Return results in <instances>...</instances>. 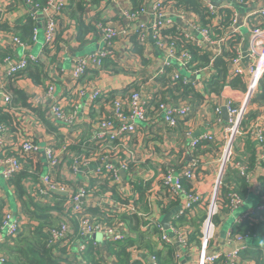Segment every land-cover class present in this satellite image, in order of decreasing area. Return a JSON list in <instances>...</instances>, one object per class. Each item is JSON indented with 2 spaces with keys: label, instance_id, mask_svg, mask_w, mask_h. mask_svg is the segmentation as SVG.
<instances>
[{
  "label": "built area",
  "instance_id": "1",
  "mask_svg": "<svg viewBox=\"0 0 264 264\" xmlns=\"http://www.w3.org/2000/svg\"><path fill=\"white\" fill-rule=\"evenodd\" d=\"M178 1H173L176 8L168 13V6L165 0H142L137 9L121 11L125 20L135 24L132 29L121 27L119 25L121 24L120 20L116 22L99 20L93 25L95 34L100 36L102 47L91 54L77 57L73 60L68 72L73 86L67 87L64 91L65 96H73L75 99L86 98L90 104H95L97 101L102 100L107 106L106 115L91 122L90 137L87 141L75 145L77 143L75 138L67 136L57 145L47 144L41 147L32 139L23 137L10 149L14 156L7 155V151L4 149L5 146H0V179L5 182L13 174L21 170V159H29L45 168V172L38 179L36 190H33V194L36 195L37 200L41 201H48L52 194L63 199L64 205L69 209V215L74 216L78 221V253L84 251L85 241L94 234L101 235L104 240L114 243L123 241L130 235L127 226L119 220V217L124 213L142 215L139 212L140 203L134 191V185L140 182H148L146 176L151 173L145 167L147 161L135 157L130 152L123 160L119 161L118 165L113 164L111 159L113 154H110V151L118 146H125L130 137L136 134L138 125L148 121L147 114L149 111L146 106L149 98H145L140 91H133L124 96L117 95L106 101L104 98L107 93L103 94L98 89H92L87 84H81L88 70L102 68L106 60L115 62L117 57L114 47L115 41L119 38L128 39L127 36L129 34L136 35L142 47L148 45L151 41L161 55L162 72L171 70L170 81L191 85L196 89L199 84L203 86L211 75L208 74L204 80L199 81L198 75L201 77L204 69H200L201 67L194 68L196 62H193L189 51L185 49L178 50L176 41L166 32L169 30L176 31V36L181 42L192 45L201 53H206L208 49L211 50L213 53L211 60L221 56L228 49V44L232 39L239 37L244 40L248 34L247 62L241 64L242 58L237 50L229 60L231 65L229 75L241 77L247 86L242 99L237 101L232 95V98H227L225 104L220 106L217 103L219 96L215 98L209 96L207 101L203 103L205 107L208 106V103L211 104L214 123L218 125L224 124L220 135L206 132L193 136L190 128L184 130L185 137L189 139L187 145L189 149H193L202 142L221 141L224 137H228L220 158L221 164L215 182V190L220 185L221 172L231 157V145L234 138L240 134V125L247 112V105L254 98L259 86V80L264 76V27L261 26L264 22V8L253 13V17H257L253 24L249 23L247 18L241 19L243 6L248 5V1L256 2L259 0H195L203 7L206 18L210 20V26H202L195 18L196 14L192 10H186L181 5H177ZM25 3L32 10L29 16L36 22L32 32L31 43H36L37 41L40 32L37 23L38 19H42L43 48L47 57L54 55L56 37L60 32V14L67 6L68 0H46L45 5L42 6L35 2L33 3L32 0H25ZM225 11L231 13L228 19H226L224 14ZM37 13H40V18ZM187 15L189 17L193 16V18H189ZM172 18L180 20L181 24H176L177 22H173ZM243 28L247 30L246 36L242 34ZM6 46L9 48L14 46L24 48L26 44L18 38L12 37ZM36 60L32 56H22L14 57L13 59L5 58L0 64L4 65L7 78L25 69L28 62H35ZM55 65L56 62L50 65L49 68L54 69ZM181 72H187L188 77L182 76ZM191 76L194 79H191ZM48 82L49 85L43 97V109L46 112L45 114L52 120L53 123L51 124L53 126L55 124L56 127L68 134L76 124V113L64 111V107L60 104L61 100L54 96L55 82L51 76ZM74 98L69 99L74 100ZM216 98L217 100L215 101ZM8 100L9 97L3 93L4 103H7ZM223 108L227 114L226 121L222 118ZM155 112L159 121L165 127L174 129L177 119H185L190 116L191 105L187 101L161 103ZM247 130L250 131L258 146L255 165L259 168L260 164L264 162V118L255 119ZM8 131V128L0 125V137ZM91 144L94 147L97 146L96 155L91 149ZM73 145L74 147L77 146V148L71 149ZM163 145L162 149L168 151L169 149ZM93 160L97 164L91 168ZM167 162H160V169L155 171V174H158V183L161 182L164 187L168 188L169 192L164 197H160L154 194L152 186L149 187L147 192L149 214L144 215L145 222L142 229L146 230L150 224H155L159 232V241L164 245L176 248L177 253H181L182 251L186 252L189 248L188 228H176L170 224L169 229L164 230L159 223L157 213L153 212L155 209L157 211L161 210V207L157 205L154 208L153 204L158 201L162 205H166L170 199L177 198L179 199V204L175 210H171L174 211L172 218L191 217V214L195 213L196 209L203 205V198L198 191L199 189L190 187L185 190L181 184V179L186 180L190 184L202 182V175L204 174L202 170L203 163L198 159H188L182 167L174 170L172 168L173 165H168ZM235 167L238 174L245 179L250 190L254 185L250 170L240 164H236ZM66 172L69 173L67 181L61 179ZM87 172L90 173L94 180L108 181L120 198H126L128 203L121 204L116 202L111 199L110 192H102L97 186V188L94 187L93 192L88 191L89 189L86 188L88 187L87 184L76 181L77 175H86ZM122 173L124 176H122ZM228 199L231 212L242 205L243 199L237 193H231ZM89 207L104 208L107 213L115 215L117 219L110 226L100 224L97 219L91 218L85 213V209ZM256 211L264 212V204L259 205ZM214 214L215 212L210 210L207 220ZM245 218L247 217H241L239 223ZM58 219L59 227L50 231L52 240L55 243H61L63 246L71 245L73 238L70 235V219L63 215ZM205 221L200 229L201 244L196 264H213L220 260H222V264H241L239 255L247 248V240L250 237L229 231L226 235V244L231 246L230 250L209 253L207 246L210 240V223ZM22 223L23 220H21L19 215H15L8 210L3 211L0 225V230H2L0 243H5L9 238L14 237L21 230ZM96 248L99 251V258L104 264H116L115 260L112 259V261L111 256H108L105 248L99 245H96ZM142 255L146 256L144 259L146 264H155V259L149 257L145 251L132 252L134 259L143 261ZM5 261V257L0 254V264H4Z\"/></svg>",
  "mask_w": 264,
  "mask_h": 264
},
{
  "label": "crops",
  "instance_id": "2",
  "mask_svg": "<svg viewBox=\"0 0 264 264\" xmlns=\"http://www.w3.org/2000/svg\"><path fill=\"white\" fill-rule=\"evenodd\" d=\"M68 1L69 5H67L69 7L62 10L60 14V32L57 42L59 50L56 51V55L53 60L54 63L56 62V67L51 69L49 66L52 64L48 63L49 60L43 53L44 40L42 19H38L37 26L39 27L40 32L36 43L26 45L24 48L15 46L9 48L6 46L13 36H20V32L17 28L21 27L25 23L32 10L26 5L25 0H0V48L10 51L15 58L32 56L45 65L48 63V80L51 76L52 80L55 82V98H59L61 100L60 104L64 107L65 112L76 113V124L71 129L70 133L67 134L65 131L56 127L55 124L54 127L58 128L57 132L54 133L47 131L45 125L40 121V115L43 113L44 118L50 124L53 123L49 116L45 114L46 112L42 106L43 97L49 85L48 80H45L42 84H34L29 78L18 79L14 83L13 87L21 89L27 94L29 103L32 105L34 110L16 108L13 112V117L18 124L17 129L10 130L6 134H2V137H0V146H5L9 150L12 149V146H14L19 139L23 137L30 138L39 146L43 147L47 144L57 145L65 137L70 136L75 138L77 142L75 145H79L82 142L87 141L90 137L89 129L91 122L95 121L97 118L103 117L107 113V106L102 100L97 101L95 104H90L87 102L86 98L75 99L73 96L69 97L64 94L67 87L73 86V83L68 76L73 60L77 57L91 54L102 47L100 36L98 34L96 35L95 32L89 33L86 36V41L84 43L77 41V26L81 12L76 10L75 5L77 2L83 4L82 19L87 25L91 24L93 26L99 20L110 22L120 20L121 24L119 25L121 27L124 29H132L135 24L125 20L121 11L139 7V0H100L98 3H93L91 0ZM173 1L174 0H165L166 5L168 6L167 13L172 12V10L176 8ZM247 3L249 4L243 6V9H241V19L247 18L249 23L253 24L257 19V17H253V13L264 8V0L256 2L248 1ZM37 15L40 18V13H37ZM187 16L189 17V15ZM189 18H193V16H190ZM195 18L200 22L198 16ZM172 21L177 22L176 24H181V21L176 18H172ZM261 26H264V22ZM243 30L247 32L245 28H243L242 31ZM242 34L246 36L247 33ZM130 35L132 34H129L128 36ZM129 39L130 38H119L115 41L114 47L117 54L115 62L110 61V63L105 61L102 68L88 70L84 75L81 84H87L90 88L98 89L103 94L121 92V90L125 89L128 85H136L145 98H151L154 93L163 90L168 83L171 70H164V72H162L163 64L160 53L150 41L148 45L141 48V54H137L136 48L133 47V44ZM247 40L248 34L244 40L239 37L232 39L235 43L233 46L235 49L234 52L237 50L241 55V64H245L247 62ZM206 53H208L210 57L213 56L212 51L209 49ZM200 69L204 70H202L203 74L201 77L198 75L199 81L204 80L208 74L211 76L215 74V71L207 68V66H202ZM230 69L231 65L229 62L227 64L228 73ZM181 75L188 77L187 72H181ZM191 79H194V77L191 76ZM5 87V67L0 64V107L4 108L6 106V103L3 101V93L6 90ZM203 88L204 87L199 84L195 91L203 96ZM6 92L8 91L6 90ZM243 94L244 93L239 90H232L229 87H224L219 95L217 103L218 105L223 106L226 99L232 98V95L234 96L233 98L240 101ZM69 98H74V100H70ZM216 100L217 98L215 101ZM201 104L202 105L197 108L194 115L189 116L185 123L180 125L173 133L166 129L165 125L159 121V118L154 112L149 111L147 114L148 121L138 125L136 134L130 137L128 143L123 147L118 146L110 151V154H113V157L110 156L113 164L118 165L119 161L123 160L128 155V152L132 153L135 157L141 160H146L147 165L145 167L151 171V173L146 176V180L150 182V187L152 186L154 194L159 193L158 174H155V171L160 169L159 163H163L164 161L175 163L179 161L183 155L186 157V154L182 153H184V151H188L187 145L189 143V139L183 137L182 132L185 129L190 128L193 132V136L206 132L220 135L224 127V124L218 125L213 122L211 104L207 107H205L203 103ZM246 111L253 112L256 116L255 119L264 118V102H250L247 105ZM249 143L251 146L255 145V149L257 148V144L251 136L250 131H248L245 126V130L241 128L240 134L236 137L235 147L233 149L231 145V151L233 154L231 153L229 162L234 160L236 164L247 167L248 163L250 164L251 162L250 159L252 154V148ZM162 145L167 147L169 150H163ZM91 149L96 155L97 146L94 147L91 144ZM212 154L214 155L205 154L201 156V161L203 163L202 170L204 171V174L202 175V182L188 184L189 188L194 187L195 189H199L198 191L201 193L203 198V205L196 209V215H205L204 221L208 219L210 210L215 212L217 215V221L215 223L212 222V217L205 221L210 223V240L208 242L207 250L209 253H217L230 250L231 246H227L226 244V235L229 231L233 230V227L236 224L239 223L241 217L253 219L257 207L264 204V196L258 195L260 189V179L264 177V166L260 164L259 168L256 167V165L250 167L254 185L249 190V194H247L243 199L242 205L232 212L226 210L219 211L217 203L219 200L218 195L220 191L221 179L219 187H216L215 190V182L218 176L219 168H217V154L214 152ZM96 164L95 160H93L91 168ZM41 169L42 174L45 172V168L41 166ZM61 179L67 181L69 179V173L66 172ZM76 181L87 184L88 186L90 182L94 186L97 185L93 183V178L88 172L86 175H77ZM37 182L38 180L36 183L29 182L28 185L30 187H28L35 191ZM0 198L4 202L3 211L8 210L15 215H19L21 220H23L22 226L28 224V220L22 216V213L19 210V201L15 197L12 187L1 179ZM153 207H157V202H154ZM153 212L157 213V218L161 224V221L166 214H162L160 210L157 211L156 209ZM236 212L240 213L237 217ZM203 222H199L200 229ZM229 222H232V224ZM0 235H2V233H0ZM156 239L158 240L157 247L161 248L162 244L159 241V238L156 237ZM95 240L99 246L104 248V239L102 236L99 240ZM251 243L253 245H262L264 248L263 239L249 238L247 240V247L252 245ZM200 244L201 242L199 238V245H197L196 242L191 241L186 252L182 251L181 253H177L176 250L175 264H196L199 257ZM77 245V241H72L71 245L67 247L70 249L71 254L75 257L78 253L77 250H75L77 249ZM107 252L108 256H111V260H114L113 255L109 251ZM239 261L241 263L240 259ZM242 262L243 263L241 264H247L246 262L248 261L242 260ZM248 264L254 263L250 261Z\"/></svg>",
  "mask_w": 264,
  "mask_h": 264
},
{
  "label": "trees",
  "instance_id": "3",
  "mask_svg": "<svg viewBox=\"0 0 264 264\" xmlns=\"http://www.w3.org/2000/svg\"><path fill=\"white\" fill-rule=\"evenodd\" d=\"M76 1V0H75ZM93 3H98L100 0H91ZM142 0H139L141 3ZM248 1V0H244ZM32 2L37 3L42 6L45 5L46 0H32ZM69 5V1H68ZM66 6L68 8L69 6ZM140 5V4H139ZM138 5V6H139ZM177 5H181L186 10H192L196 16H198L202 26H210V20L206 18V13L201 5L195 0H179ZM76 10L80 13V19H78L77 26V41L84 43L86 41V36L95 32L94 27L91 24H85L82 19L83 15V4L77 2ZM138 8V7H137ZM135 8V9H137ZM226 19L230 17V12L225 11ZM36 26V22L29 16L26 19L25 23L18 27L17 29L20 32V36H13L18 38L21 42L26 45L33 44L31 43V37L33 29ZM264 27V26H262ZM215 28V27H214ZM214 28H212L214 30ZM176 31L169 30L166 34H169L177 43V49H185L189 51L192 56L193 62H196L194 68H199L202 66H207V68L215 71V74L211 76L208 81L203 84V96L197 93L193 86L183 85L181 82H171L170 78L165 88L157 93H154L151 98L147 100L146 108L148 111L152 110L155 112L156 108L161 103H176L178 101H187L191 105L190 116L194 115L195 111L201 103L207 101L209 96H219L224 87H229L232 90H239L240 92H246L247 86L241 77L236 76L232 77L228 75L227 64L229 60L234 56V41H230L228 49H226L221 56L211 60V57L208 53H201L198 49L194 48L192 45L185 44L181 42L176 36ZM58 37H56L55 42V53L58 49L57 42ZM131 40L133 47L136 48V53L141 54L142 46L139 44V41L136 35L128 36ZM231 50V51H230ZM43 53L46 55V51L43 48ZM54 55L47 57L49 60L48 63L53 64L55 58ZM5 58L13 59L14 56L10 51L0 48V62ZM106 62H110L106 60ZM47 63V64H48ZM111 63V62H110ZM47 64L45 65L39 60L35 62H28L25 69L19 71L18 73L8 76L6 78V87L5 89L9 92L4 91V93L9 97L8 102L6 103L5 108L0 107V125L8 130H16L18 127L17 121L14 119L13 112L16 108L34 110L32 105L29 103L27 94L18 88H14V83L20 78H29L34 84H42L45 80H48V70ZM50 65V64H49ZM169 71V70H167ZM133 91H139L136 85H128L121 92H111L105 95V100L109 101L117 95L124 96ZM141 92V91H140ZM102 98V97H100ZM250 102H264V77L259 80V86L255 97L251 99ZM208 103L207 105H209ZM14 108V109H12ZM212 111V106H211ZM255 115L253 112H246L243 120L241 121L240 129L245 130L249 127L251 123L255 121ZM213 118V117H212ZM185 119H177L176 127L174 129L166 127L167 130H170L172 133L180 126L185 123ZM40 121L45 125L47 131L57 132L52 124H50L42 113L40 115ZM214 122V118H213ZM183 137L184 131L182 132ZM186 138V137H185ZM62 141V140H61ZM236 139H234L232 145ZM250 144V143H249ZM219 144L215 141H206L196 145L193 149L184 151L182 154H186L179 159V161L172 163L167 162L168 165H173L174 170H178L182 167L188 159H198L201 160V156L205 154H212L218 150ZM251 146V144H250ZM77 148L71 146V149ZM234 147H232L233 149ZM251 162L248 163V169L255 166V156L258 151V146L255 149V145L251 146ZM7 151V155H13L7 147L4 148ZM187 149V148H186ZM93 151V150H92ZM201 153V155H200ZM204 153V154H203ZM217 154V153H216ZM233 154V152H232ZM200 155V156H199ZM22 168L19 172L13 174L8 180L7 184L12 187L14 195L19 201V210L28 220V224L23 225L21 230L12 238H9L5 243H0V254L5 257L6 261L4 264H104L99 258V251L96 248V240L88 238L85 241V249L82 253H77L76 257L73 256L70 252L69 245L63 246L61 243H55L52 240L50 231L52 229H57L59 227V217L67 216L70 219L69 227L71 229L70 235L73 238V241L78 240V221L74 216L69 215V209L64 205L63 199L59 196L51 195V198L48 201L37 200L34 191L29 188V182H34L39 179L41 174V165L39 163H33L29 159H21ZM231 161V160H230ZM235 161L228 163L221 177L220 191L218 195L217 208L219 211L226 210L230 211L229 199L228 196L231 193H237L241 199H244L247 194H249L248 184L245 179L241 177L236 171ZM147 165V163H146ZM145 165V166H146ZM264 166V162L261 163ZM143 166V165H142ZM177 172V171H175ZM102 185H98V183ZM93 183L97 184L96 186L102 192H110L111 199L115 200L121 204H127L128 200L120 198L118 193L115 191L114 187L110 185L108 181H97L93 179ZM159 184V193H156L157 196L164 197L168 194V188L164 187L161 182ZM181 184L185 190L189 189V184L186 180L181 179ZM188 184V185H187ZM29 186V187H28ZM91 182L87 189L88 191L93 192L94 187ZM150 187V182L134 185V191L138 196V202L140 203L139 212L143 215L139 216L134 213H124L121 214L119 220L123 222L129 232V236L120 242H112L109 240L103 241L104 248L109 251L116 262V264H146V262L140 259H134L132 257V252L145 251L149 257L155 259V264H175L176 263V248L172 246H167L162 244L161 248L157 247V239L159 238V232L155 224H150L146 230L142 229V226L145 222V216L149 214V207L147 203L148 190ZM259 196H264V177L260 179V189ZM167 197V196H166ZM179 204V199L173 198L168 201L166 205H162L157 201V205L161 207L160 212L162 214H167L171 210H175ZM4 209V202L0 198V225L2 222V214ZM85 213L88 214L91 218L97 219L100 224L110 226L114 224V221L117 219L115 215L107 213L104 208H86ZM205 215H196V212L191 214V217H174L170 220V224L176 228H188V244L191 241L196 242L199 245L200 238V227L199 222H203ZM217 221V215L212 216V222ZM198 222V223H197ZM200 223V225H201ZM232 232L234 234L247 235L250 238H259L264 240V212L256 211L253 219L245 218L241 223L236 224L233 227ZM2 233V230H0ZM252 244V243H251ZM76 248V247H75ZM77 250V249H75ZM239 259L246 260L247 264L251 261L254 264H264V248L262 245H250L242 251L239 255ZM222 260L217 261L213 264H222Z\"/></svg>",
  "mask_w": 264,
  "mask_h": 264
},
{
  "label": "water",
  "instance_id": "4",
  "mask_svg": "<svg viewBox=\"0 0 264 264\" xmlns=\"http://www.w3.org/2000/svg\"><path fill=\"white\" fill-rule=\"evenodd\" d=\"M222 118L226 121L227 120V114H226V111H225V109L223 108L222 109ZM122 176H124V174L122 173ZM173 215H174V211H170L169 213H167L164 217H163V219H162V221H161V225L163 226V228H164V230H168L169 229V225H170V220H171V218L173 217ZM101 236L100 235H98V234H94V235H92V239H98L99 240V238H100ZM141 258L144 260L145 258H146V256L145 255H142L141 256Z\"/></svg>",
  "mask_w": 264,
  "mask_h": 264
},
{
  "label": "rangeland",
  "instance_id": "5",
  "mask_svg": "<svg viewBox=\"0 0 264 264\" xmlns=\"http://www.w3.org/2000/svg\"><path fill=\"white\" fill-rule=\"evenodd\" d=\"M242 33H247L245 30H243L242 31ZM243 36H245V35H243ZM227 139H228V137H224L221 141H216L219 145L217 146L218 147V150H216L215 152L217 153V157H216V159H217V168H219L220 167V164H221V156H222V154H223V151H224V146L226 145V142H227ZM234 139H236V138H234ZM236 142V141H235ZM235 142H234V144L232 145V147H235ZM228 163H230V162H228ZM227 163V164H228ZM226 165V164H225ZM223 172H224V170H222V172H221V175H220V178L222 177V174H223ZM98 185H102V183H98ZM240 213H238V212H236V217L239 215ZM230 224H232V222H229Z\"/></svg>",
  "mask_w": 264,
  "mask_h": 264
}]
</instances>
